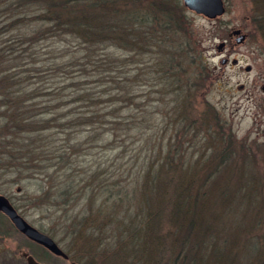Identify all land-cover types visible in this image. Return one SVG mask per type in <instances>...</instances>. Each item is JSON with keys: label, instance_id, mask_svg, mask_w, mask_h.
Returning a JSON list of instances; mask_svg holds the SVG:
<instances>
[{"label": "rangeland", "instance_id": "1", "mask_svg": "<svg viewBox=\"0 0 264 264\" xmlns=\"http://www.w3.org/2000/svg\"><path fill=\"white\" fill-rule=\"evenodd\" d=\"M138 1L144 5L143 11L154 12L156 5L163 8L162 3L175 0ZM178 1L182 5L180 10L165 6L167 12L174 13L176 25L165 26L167 18L161 12L156 16L159 27L151 24L148 13V21L134 28L139 36L133 41L137 50L121 48L114 40L103 45H85L74 36L56 35L35 40L22 56L18 55L24 85L39 89V96L30 103L57 106L62 96L63 102L71 101L72 92L80 88L92 100L65 102L58 107V113L67 117L65 121L73 120L71 115L92 114L97 118L90 125L86 119L77 118L74 122L80 121L71 127H55L49 132L55 149L66 151L76 165L78 184L71 188V195L62 193L66 189L62 168L57 174L52 170L45 174L36 166L31 169L33 173L22 175L6 160L5 151L0 153L5 157L0 156V194L9 198L31 226L84 264H108L103 256L105 251L116 250V256L117 252L123 254L127 240L120 238L122 232L118 228L126 225V229L133 228L137 224L133 216L143 207L144 200L153 195L157 182L152 179L165 173L168 157L175 161L184 159L192 167L196 160L209 156V147L221 148L237 142L236 148L254 150L249 153L250 161H245L246 171L258 179L264 176V47L262 38L250 29L253 11L260 5L253 0H223L224 14L208 19ZM3 18L0 15V20ZM1 26L0 23V48L6 52L8 48L12 50L16 34ZM236 29L245 35L242 43L236 42L237 35L230 34ZM221 42L225 46L217 52ZM173 45L178 48L180 65V72L174 73L166 66ZM24 55L35 59L38 74L32 78L26 75L29 66L28 60L24 65ZM223 58L228 61L221 65ZM231 59L238 60L237 66L230 64ZM202 60L207 68L202 67ZM100 63L105 64V71ZM246 66H250L249 71H245ZM63 75L76 76L75 87L66 84L62 93L49 95L52 87L60 86ZM161 75L207 76L200 81L184 80V84H191L189 93L175 95L165 88L162 82L166 77ZM122 78H125L123 96L115 89ZM233 167L236 175L238 167ZM236 180L233 179V184ZM112 181L118 187L111 188V192H119L120 202L114 209L109 205L106 213L105 186ZM98 209L103 214H97ZM90 213L97 220L104 216L105 221L93 226ZM0 222L4 225L1 217ZM167 226L161 234L171 231ZM9 236L11 243H17V233L11 231ZM127 255L133 254L128 251ZM45 262L59 261L48 258Z\"/></svg>", "mask_w": 264, "mask_h": 264}, {"label": "trees", "instance_id": "2", "mask_svg": "<svg viewBox=\"0 0 264 264\" xmlns=\"http://www.w3.org/2000/svg\"><path fill=\"white\" fill-rule=\"evenodd\" d=\"M253 1L260 7L253 11L250 29L262 38L264 47V0ZM161 5L164 7L156 5L154 12H145L142 9L144 5L138 0H0V15L4 17L0 20L1 28L16 34L12 39V45H15L12 50L8 48L5 52L0 48V153L5 151L6 160H10L15 172L26 175L33 173L31 169L37 166L45 174L49 170L57 174L62 168L66 185L62 193L65 196L71 195V188L78 184L76 165L66 151L55 149L54 141L49 139V132L55 127H71L72 123L84 119L90 125L97 118L92 114L81 117L71 115L73 120L65 121L67 117L58 113V107L65 102L92 100L80 88L72 92L71 101L63 102L62 96L61 103L57 106L30 103L33 98L39 96V89L24 85L25 80L19 71L21 65L17 62L18 55L22 56L29 44L35 43V40L53 38L56 35L74 36L85 45H103L114 40L121 48L137 50L134 42L139 36L134 28L148 21V13L152 25L159 27L160 22L156 16L161 12L168 20L164 21L165 26L176 25L174 13L167 12L165 6L180 10V2L175 0L174 3L171 1ZM97 7L99 9L95 10ZM151 37L155 42L153 35ZM157 38L158 36L156 42ZM18 45L19 48H16ZM177 49L172 46L171 57L166 63L172 73L180 72ZM32 58L24 55V65L25 60H28L29 74L26 71V75H29V78L38 74L35 71V59ZM99 65L102 71H105V64ZM204 65L207 68L206 62L202 60V67ZM102 71L97 74L100 75ZM205 71L203 69L204 73ZM164 76L166 78L161 82L165 88L178 95L185 91L189 93L191 84H184V80L191 82L204 79L207 75H163L161 78ZM72 77L74 76L63 75L60 86L52 87L49 95L62 93L66 84L75 87L76 76ZM124 80L125 78L119 80L115 87L118 90L116 93L122 96ZM154 81L158 84L159 80ZM54 100L57 101V98ZM214 116L216 117V114ZM77 118L80 120L74 122ZM116 123L115 121L112 125ZM235 143L222 145L221 148L209 147V156L196 160L191 164L192 167L181 158L176 161L170 157L165 159V173H160L159 179H152L157 182V186L152 189L154 192L150 191L153 195L144 200L143 207H139V211L133 216L137 219V224L134 223L133 228L126 229L127 225L118 228L119 232H122L120 238L127 240L123 254L117 252L119 256H116V250L105 251V262L245 264L248 260L246 264H264V176L258 179L246 171L245 161H250L249 153L252 154L254 150L249 147L247 150L236 148ZM254 145L256 146L255 143ZM1 154V159L5 158ZM236 161L240 165H237ZM234 165L238 167L237 176L233 172ZM235 178L237 180L233 184ZM109 184L105 186L108 193L105 199L106 213L109 205L114 209L120 202L119 192H111V188L117 189L118 186L113 181ZM101 210L98 209L97 214H103ZM89 216L92 217V225L96 227L105 221L104 216L99 220L93 213ZM165 226L171 231L161 234ZM128 251L134 255H131V259H127L131 257L130 254L127 255Z\"/></svg>", "mask_w": 264, "mask_h": 264}, {"label": "water", "instance_id": "3", "mask_svg": "<svg viewBox=\"0 0 264 264\" xmlns=\"http://www.w3.org/2000/svg\"><path fill=\"white\" fill-rule=\"evenodd\" d=\"M182 4L185 8L190 11H193L195 14L202 15L208 19H214L224 14L225 12V5L223 0H182ZM230 34L237 35L236 42L242 43L245 39V35L240 32V30H233ZM224 42L219 43L216 47L217 52H220L224 47ZM228 58L221 59V65L226 64ZM231 65L237 64V59H231ZM245 71L250 70V66H246ZM264 91V88H262ZM0 211L4 213L14 224V226L23 233L29 239L36 241L42 244L44 247L49 249L51 252L56 254H63L62 251L58 248L55 242L45 235L44 233L38 231L31 225H29L21 216L17 214L8 200L0 195ZM28 264H37L31 258L27 260Z\"/></svg>", "mask_w": 264, "mask_h": 264}, {"label": "flooded vegetation", "instance_id": "4", "mask_svg": "<svg viewBox=\"0 0 264 264\" xmlns=\"http://www.w3.org/2000/svg\"><path fill=\"white\" fill-rule=\"evenodd\" d=\"M237 64L233 66H237ZM2 196H4L8 200L17 214L24 219L18 209H16L11 203L9 198L5 195ZM0 217L4 220V225H2L3 222H0V225L4 226V231L2 232V237L0 238V264H28V258H31L37 264H46L45 260H47L48 258L56 259V261H59L58 264H61L62 262H64L65 264H84L77 257L72 256L70 253L63 250L51 237L50 238L55 242V244L63 254L53 253L42 244L26 237L23 233L17 230L12 221L1 211ZM11 231L19 235L17 243L10 242L11 238L9 236V232Z\"/></svg>", "mask_w": 264, "mask_h": 264}]
</instances>
